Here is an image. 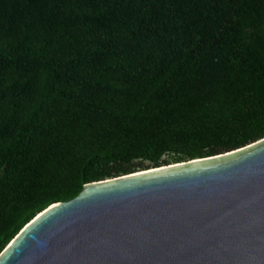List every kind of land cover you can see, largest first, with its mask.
<instances>
[{
    "label": "trees",
    "instance_id": "1",
    "mask_svg": "<svg viewBox=\"0 0 264 264\" xmlns=\"http://www.w3.org/2000/svg\"><path fill=\"white\" fill-rule=\"evenodd\" d=\"M261 137L264 0H0V251L86 182Z\"/></svg>",
    "mask_w": 264,
    "mask_h": 264
},
{
    "label": "water",
    "instance_id": "2",
    "mask_svg": "<svg viewBox=\"0 0 264 264\" xmlns=\"http://www.w3.org/2000/svg\"><path fill=\"white\" fill-rule=\"evenodd\" d=\"M0 264H264V137L86 182L27 221Z\"/></svg>",
    "mask_w": 264,
    "mask_h": 264
},
{
    "label": "rangeland",
    "instance_id": "3",
    "mask_svg": "<svg viewBox=\"0 0 264 264\" xmlns=\"http://www.w3.org/2000/svg\"><path fill=\"white\" fill-rule=\"evenodd\" d=\"M144 164L146 163V162H143Z\"/></svg>",
    "mask_w": 264,
    "mask_h": 264
}]
</instances>
